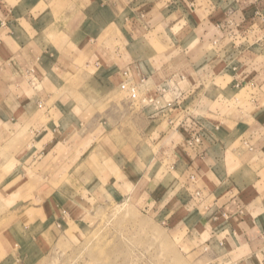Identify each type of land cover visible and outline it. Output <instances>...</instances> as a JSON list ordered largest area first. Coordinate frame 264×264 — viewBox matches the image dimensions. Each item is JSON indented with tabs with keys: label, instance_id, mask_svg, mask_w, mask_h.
Wrapping results in <instances>:
<instances>
[{
	"label": "crops",
	"instance_id": "crops-1",
	"mask_svg": "<svg viewBox=\"0 0 264 264\" xmlns=\"http://www.w3.org/2000/svg\"><path fill=\"white\" fill-rule=\"evenodd\" d=\"M125 73L156 105L120 92ZM39 166L84 193L10 208L3 264L51 261L98 192L125 186L204 264H264V0H0L2 196Z\"/></svg>",
	"mask_w": 264,
	"mask_h": 264
},
{
	"label": "rangeland",
	"instance_id": "rangeland-1",
	"mask_svg": "<svg viewBox=\"0 0 264 264\" xmlns=\"http://www.w3.org/2000/svg\"><path fill=\"white\" fill-rule=\"evenodd\" d=\"M120 92L126 97L129 95ZM122 94L121 98L124 97ZM37 170L42 171V175L36 176L29 170L20 176V184L6 187L8 191L16 188L17 196L5 198L0 193V240L8 238L18 222L11 215L10 208L17 207L19 201H29L31 191L39 190L51 195L58 189L61 190L57 192H63L64 186L69 184L72 192L84 193L82 184L73 180L68 182V167L56 168L54 175L50 167L39 166ZM125 191L124 198L117 199L98 192L96 199L91 200V207L86 206L83 220L79 221L81 225L63 233L59 243L48 252L52 260L39 264H204L203 258L207 253L199 250L195 241L190 242L178 227H169L162 216L143 208L142 203L139 204L137 190L132 192V188L125 186ZM22 194H27L28 198H21ZM57 199L63 198L57 196ZM33 200L35 205L41 202ZM3 259L0 253V264H3Z\"/></svg>",
	"mask_w": 264,
	"mask_h": 264
},
{
	"label": "built area",
	"instance_id": "built-area-1",
	"mask_svg": "<svg viewBox=\"0 0 264 264\" xmlns=\"http://www.w3.org/2000/svg\"><path fill=\"white\" fill-rule=\"evenodd\" d=\"M125 76V79L124 81L122 82L121 84V89L124 91V92H127L129 94V96L131 97L132 100L134 101H141L147 105H154L155 103H157V98L156 97H152V96H147V97H144V98H140L138 96V91L136 89V86H134L130 79H129V74L128 73H125L124 74ZM173 122H170V124H172ZM202 142V137L200 135H195L193 136L190 140H189V146L194 148V146L196 144H200Z\"/></svg>",
	"mask_w": 264,
	"mask_h": 264
}]
</instances>
